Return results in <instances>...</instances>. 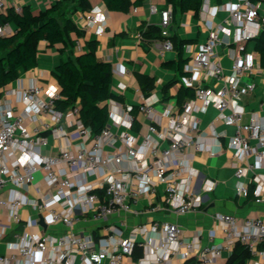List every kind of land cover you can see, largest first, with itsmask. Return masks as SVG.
Wrapping results in <instances>:
<instances>
[{"label":"built area","instance_id":"built-area-1","mask_svg":"<svg viewBox=\"0 0 264 264\" xmlns=\"http://www.w3.org/2000/svg\"><path fill=\"white\" fill-rule=\"evenodd\" d=\"M7 8L8 0H0V13ZM220 8L229 14L219 23L209 24L208 37L193 54L188 66L190 74L184 81L195 88V98L214 103L219 117L235 125L228 144L235 155L244 159L254 153L260 161L264 159V118L243 121L244 107L240 101L256 87L254 81H244L256 63L255 52L248 50L245 43L256 38L264 26V0H228ZM103 9L96 5L84 16L86 28L97 35L106 33L108 27ZM151 11L158 12V6L152 5ZM172 19V7L161 11L162 51L175 48L170 38ZM12 32L10 23L0 25L1 36ZM138 36L144 37L141 32ZM231 42L240 44V52L235 54L230 73L226 74L217 47ZM199 70L205 72V78L222 81L221 85H194V75ZM19 94L24 108L17 115L8 100L0 102V242L13 223H21L22 209L32 208L37 215L27 221L35 229L15 233L14 240L7 241L0 264H125L138 244L149 248L147 240L140 236L151 232L163 239L133 264H160L174 256H181L186 264H226L224 253L232 254L238 243L246 245L252 256H260L264 264V214L246 219L233 213L219 214L218 230L209 234L206 244H202L199 235L185 238L179 222L155 217L164 209L183 216L201 202V197L193 194V177L183 156L188 148H203L200 139L193 135L198 129V118L191 112L190 101L180 107L164 108L165 133L154 117L161 97L152 92L142 96L138 105L127 104L122 118L108 121L102 133L95 135L80 118L79 105L65 112L56 109L55 99L61 97L59 85L35 83ZM138 112L154 119L147 135L133 130ZM116 113L110 111V117L114 118ZM40 115L50 117L53 123L40 124ZM67 117L73 119L70 130L64 124ZM153 135H159L167 144L163 146L162 140ZM50 138L64 140L65 147L57 153L48 152ZM76 138L78 142L73 143ZM37 172L43 173L46 189L40 197L31 198L23 189L33 183ZM235 176L238 194L248 195L245 169L238 166ZM156 181L165 183L164 201L144 209L152 217L149 221L130 226L127 215L139 213L134 205L142 195L156 191ZM251 183L256 202L264 201V176L254 174ZM212 184L208 187L212 188ZM40 215L46 228L40 224ZM86 216L101 222L105 235L96 239L79 228ZM114 217L118 221L110 222ZM58 227L64 229L59 231ZM111 240L115 243L111 244Z\"/></svg>","mask_w":264,"mask_h":264},{"label":"crops","instance_id":"crops-1","mask_svg":"<svg viewBox=\"0 0 264 264\" xmlns=\"http://www.w3.org/2000/svg\"><path fill=\"white\" fill-rule=\"evenodd\" d=\"M59 1L62 0H8V8L20 7L22 11L24 6H29L35 14H38L51 9ZM226 1L228 0H205L199 16H195L191 11L181 12L178 10L175 15L173 12L170 35L175 43L184 41L181 54V58L186 60L183 66L184 71H188L189 63L199 45L206 41L209 24L211 22L219 23L228 16L229 12L220 8V5ZM154 4L158 6V12L151 11V6ZM96 5H101L104 8L103 14L108 22L106 33L102 35H97L92 30L87 29L84 22L86 12ZM170 7L173 9V5L167 0H141V3L134 6L130 12L112 11L108 9L103 0H90L88 9H79L74 12L71 11L70 6H66V3L61 5L54 10L60 23L65 25L67 18H71L82 34H78L76 29L69 28L66 44L57 43L50 47L46 42H41L37 66L23 72L17 79L0 88V102L8 100L14 107V115L19 114L24 108V103L19 94L21 90L35 83L42 86L58 85L54 71H56L61 60L64 58L75 60L79 54L87 51L88 41L97 40L96 54L98 58L112 64L113 80L110 91L121 98L120 100L112 98L108 101L110 111L118 112L114 118L110 117L109 122L112 123L114 120L122 118L124 107L127 104L138 105L142 96L155 92L161 97V100L155 105L154 117L161 123L158 125L160 131L165 133L167 120L162 116L164 108L167 105L180 107L181 105L178 103L180 88L183 85L193 86L186 85L184 77L187 75L181 74L176 69L180 56L177 48L162 51L160 38H140L138 33L151 25L160 26L161 11ZM135 8L138 10L135 11ZM10 26L13 29L11 34H13L17 30V26L14 23H10ZM254 39L245 43L246 48L256 54L255 67L244 77V81H254L256 87L244 95L240 101L244 107L242 120L245 122L264 118V63H262L261 56L255 49ZM217 51L225 73L229 74L235 54L240 52V44L235 42L223 43L217 47ZM194 76V85L204 82L218 87L222 83L217 79L205 78V72L202 70L197 71ZM152 85L153 87L150 88ZM123 86L124 88H122ZM165 86L168 90L167 99H163ZM147 92L149 93L145 94ZM188 101L191 104L192 114L198 118V129L193 135L196 139H200L203 148L200 150L188 148L184 151L183 156L193 177V194L201 197V202L195 210L183 216H178L171 210L164 209L155 214V217H165L179 222L185 238H193L199 235L202 244H206L209 234L218 230L219 214L233 213L240 219L264 214V201L257 203L255 194H238L235 176V169L242 166L246 172V185H250L254 174L264 176V159L258 161L254 153L248 154L244 159L237 157L234 150L228 145L230 138L235 133V125L226 123L219 117V111L214 103L207 104L195 97L188 99ZM72 120L71 117L64 120V124L68 126L69 130L73 128ZM153 120L149 115L138 112L133 130L140 135H147L150 133L148 126L153 123ZM38 122L40 124L44 122L53 123L50 117L45 115H40ZM113 128L117 130L118 127L113 124ZM153 137L162 140L159 135H153ZM76 142L78 139H73V143ZM161 142L163 146L167 144L165 140ZM65 145L64 140L50 138V144L46 150L57 153ZM39 173V182L29 184L23 189L28 197L38 198L46 189L43 173ZM156 182V191L142 195L134 205V209L139 213L127 215L130 226L149 221L151 216L144 213V209L151 203L164 201L165 183ZM210 184L213 185L212 188L208 187ZM36 215L37 211L32 208L22 209L21 223H13L5 240L0 242L3 253L7 249V241L14 240L15 233L35 229L33 226H29L27 221ZM109 221L116 223L118 218L114 217ZM58 228L59 231L64 229L63 227ZM79 228L92 233L96 239L105 235L102 223L93 221L88 216L84 218ZM128 234L129 228L125 231V235L128 236ZM162 237L153 232L146 234L145 237L140 236L141 240H147L149 248L146 250L138 244L133 255L126 259L125 264H133L146 252H152L153 248L151 247L162 240ZM114 243L111 240V244ZM231 255L230 252L226 251L223 257L228 260ZM262 262L263 259L260 256L251 255L243 264H261ZM160 264H186V260L181 256H174Z\"/></svg>","mask_w":264,"mask_h":264},{"label":"trees","instance_id":"trees-1","mask_svg":"<svg viewBox=\"0 0 264 264\" xmlns=\"http://www.w3.org/2000/svg\"><path fill=\"white\" fill-rule=\"evenodd\" d=\"M103 1L108 9L121 12H130L134 6L141 3V0ZM204 1L167 0L173 5L174 15L180 10L181 12L191 11L195 16H199ZM65 3L66 6H70L72 12L90 7V0H62L51 9L38 14H35L29 6H24L22 11L11 7L0 13V25L14 23L17 26V30L13 34L0 35V88L17 79L23 72L37 66L41 42H46L50 47L57 43L66 44L69 28L76 29L78 34H82L71 18H67L65 25H62L54 13L56 8ZM141 33L144 37L163 38L160 26L151 25L142 29ZM170 38L180 53L176 69L181 74L189 75L188 71L183 70L186 60L181 58L184 41L175 43L174 39ZM254 40L255 49L264 63V26ZM97 46V40L88 41L86 52L79 54L75 60L72 58L62 59L54 71L61 94L60 98L55 99L56 109L65 112L79 105L80 118L91 127L95 135L102 133L110 119L108 101L112 98L121 99L110 91L113 80L112 64L98 58ZM152 87L153 85L150 86V88ZM195 93L194 87L183 85L179 90L178 103L182 106L186 100L194 98ZM167 98L168 90L165 86L163 99ZM248 187V195L254 194V184L251 183ZM249 257H251V252L247 246L238 243L226 264H243Z\"/></svg>","mask_w":264,"mask_h":264},{"label":"rangeland","instance_id":"rangeland-1","mask_svg":"<svg viewBox=\"0 0 264 264\" xmlns=\"http://www.w3.org/2000/svg\"><path fill=\"white\" fill-rule=\"evenodd\" d=\"M39 178H40V173L39 172L35 173V179H34L33 183H38L39 182ZM217 241H219V239ZM0 254H3V249L2 248H0ZM225 254H226V252L224 253V255Z\"/></svg>","mask_w":264,"mask_h":264},{"label":"water","instance_id":"water-1","mask_svg":"<svg viewBox=\"0 0 264 264\" xmlns=\"http://www.w3.org/2000/svg\"><path fill=\"white\" fill-rule=\"evenodd\" d=\"M40 224H41L44 228L47 227V225H46V223H45V220H44V217H43L42 215H40Z\"/></svg>","mask_w":264,"mask_h":264}]
</instances>
